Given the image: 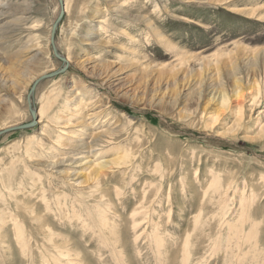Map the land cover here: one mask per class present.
<instances>
[{
	"label": "rangeland",
	"instance_id": "obj_1",
	"mask_svg": "<svg viewBox=\"0 0 264 264\" xmlns=\"http://www.w3.org/2000/svg\"><path fill=\"white\" fill-rule=\"evenodd\" d=\"M126 2L131 4L133 15L154 22L172 49L154 37L144 22L122 23L125 18L112 10V4L84 1L87 7L77 15L80 29L68 35L72 36V51H79V59L96 57L109 64L100 65L93 59L84 71L73 64V59V65H64L49 46V29L59 15L55 16L58 0H36L31 11L23 15L32 16L31 25L39 24L35 35L41 61L29 72L46 70L50 65L53 72L63 71L39 82L33 90L31 100L37 109L47 96L57 99L44 121L38 124L35 114L32 127L0 136V264H264V0H234L219 6L184 0ZM98 6L101 12L96 13ZM238 7L260 9L261 20L230 11ZM11 13L0 17V28L14 20ZM101 17L105 23H94ZM67 24L63 13L56 28V43L64 36ZM91 25H99L101 35L95 37L104 36L110 45H93L95 38L84 36ZM119 29L134 37L133 42L122 37ZM25 37L14 33L12 45L4 47L7 54L19 51ZM234 43L240 50L230 54ZM126 46L138 54H127L122 49ZM80 47L86 51L80 53ZM174 47L179 49L177 54L183 50L194 55L189 56L197 61L190 62L188 69L195 71L199 61L215 64V55L227 53L221 62L239 68L244 88L225 83L227 72L220 62L223 75L206 79L201 88L198 83L202 76L185 89L180 80L183 70L172 72L178 73L173 93L178 102L172 106L167 100L162 111L149 104V99L133 105L115 97L116 88L121 92L129 88L138 92V88L140 94L146 89L152 91L153 82L145 86L139 81L131 62L142 58L152 69L165 64L171 68L176 65ZM118 56L132 61L120 62ZM214 66L209 69L215 70ZM105 73L113 80L107 90L99 87L101 81L95 77ZM78 80L99 94V104L107 105L111 114L106 120L107 113L92 118L84 132L71 127L59 133L51 125L52 115L65 106L66 91L72 82L78 85ZM218 88L220 95L215 94L204 112L200 111L203 98L207 101L212 97L210 90ZM222 88L227 90L225 96ZM29 90L22 105L0 112V123H31L26 101ZM200 93L203 97L199 101ZM236 93L241 96L236 97ZM6 95L4 98L12 96L7 91ZM81 99L82 115L74 113L73 123L87 118L93 110L88 96L81 95ZM253 101L262 103L259 109H252ZM22 115L24 120L18 122ZM116 121L119 132L103 150L84 154L77 147L84 140L88 142L90 134ZM233 125L232 132L223 135ZM42 133L45 136L40 137L39 144L34 142ZM57 139L69 148L54 145ZM127 156L119 167L106 164ZM53 159H62V164L46 167L45 162ZM99 164L107 168L99 172ZM242 191L246 199L254 193L252 205L243 211L239 208ZM241 212L248 217L243 226ZM233 234L240 238L230 242ZM186 244L189 248L185 252Z\"/></svg>",
	"mask_w": 264,
	"mask_h": 264
},
{
	"label": "bare ground",
	"instance_id": "obj_2",
	"mask_svg": "<svg viewBox=\"0 0 264 264\" xmlns=\"http://www.w3.org/2000/svg\"><path fill=\"white\" fill-rule=\"evenodd\" d=\"M35 1L36 0H0V17H2L4 15H10V13L12 12L11 8H13V13H11V15L14 16V20L9 21V23H8L9 25L0 28V47L3 50V52L0 51V112H2V113H3V110H5V109L11 110V107L13 105H19V106L22 105L24 102L23 98L25 99V95H26L27 91L29 90V87L31 86V84H33V85L30 88L29 93H30V91L34 90L35 86L39 82H41V81H39L40 78H42L44 75H47L49 73H53V69H52L53 67L51 65L46 70H42V69L39 70L38 69L37 71H35L33 73L29 72V70H31L30 69L31 66L36 65L38 63V61L41 59L40 58V54H41L40 45L37 42V38L35 35V31L39 27V24L37 22H34V25L33 24L31 25V23L33 21V20H31V18H32L31 15L29 17H26V16L23 17V15H25L26 12L31 11L32 7H30V6H33V3ZM61 1L63 4L62 14L64 13L65 17L68 19V24H67L68 26H67L66 30H64L65 28L63 29L64 36L62 35V38L59 37L58 43H56V38H57L56 35H58V30L57 29L55 30L52 44L50 41L51 29H49L50 33H48V43H49V46H50L52 52L54 50L59 56H61L58 53V51H59L58 49L60 48L61 49L60 51H62L64 53V55L62 54L63 56H61L65 59L64 65H67V63L72 64L71 59H73V61H74L73 64L75 66H77L78 68L84 70V71H87V65H91V63H93L92 62L93 59L96 60L97 62H99L100 65L101 64H104V66L109 65V64H107L108 62L103 61L102 58L93 57V58H88V59L87 58L86 59H79L77 57V54H79L78 53L79 51L78 52L72 51V45H71V39L72 38L71 37L73 36V34H75L80 29V27L78 26L79 22L77 19V15H81L83 13V11L85 10V8L87 7L86 4L84 3V1H87V4H88L90 0H82L83 2L81 0H61ZM126 1L125 0H122V1L102 0L104 5L112 4L114 7L112 10L116 14L121 15L122 17L125 18V20H124L125 22H122V23H127L126 21H128V20H134V22H136V23L144 22L146 24V26L151 29V31H152L151 34L154 37H159L161 40V43H163L167 49H169V48L172 49L171 43L164 36L161 35V32L159 30H157L153 26L154 22H152V21L149 22V20H147V17H145V16L133 15L131 13V4H129L127 6ZM184 1H186V2L187 1L198 2L200 4L208 3L210 5L219 6V5H223L226 3H230L231 1H234V0H184ZM77 2H80V3H77ZM59 11L61 12L60 5H59ZM59 11L57 9V6H55V12H56L55 16L57 14H60ZM95 11H96V13L99 11L101 12L100 7L98 6V8H96ZM230 11H232L233 13H235L237 15L243 16L245 18L247 17L251 20H256V21L261 20V15L259 12L260 9L257 10L255 8H251V7H238V8H234ZM19 14H20V16H17ZM75 15H76V17H75ZM103 18L104 17H101V19L96 20L94 23H96V24L105 23L106 20ZM263 19H264V17H263ZM98 26L99 25H91L90 28H88V30H85L84 36H86L87 38H91L93 36V38H95V40L92 41L93 45H99L100 43L101 44L103 43L105 45H110V41H107V39L104 38V36H102V38H100V39H97V37H95V35L96 36L101 35L98 33V31H99ZM111 29H115V27L111 26ZM118 31L122 37H125L128 34L127 31H125L124 29H119ZM14 33L25 34V36H26L25 38H27V39H25L26 40L25 42L23 41V44L21 45L19 51L15 52L13 54H7L8 50L4 47H6V45L9 47H10V45H12L11 40L14 37ZM68 35H72V36L69 37ZM127 37H129L130 40H132V42H133V39H135L134 37H130L129 35ZM87 38H84L83 42H85ZM230 47L232 49L231 52H229L230 54L233 51L237 52L238 49L240 50V48L236 47L235 43L232 44ZM122 49L125 50V52L127 54H133V55L138 54V52H136L133 49L128 48L127 46L125 48H122ZM261 49H262V52H264V47ZM85 51H86V49L84 47H80V53H84ZM173 51H174V57H176L175 58L176 59L175 60L176 65H174L173 67L171 66V68L166 67V64H165V66H159L158 65L159 67L156 66V64H155L156 67L154 69H152L149 67V64H145V60L142 58L136 59L133 61H132V58H129L132 61L131 63H133V67H134V65L136 67V74L138 73V75L140 76L139 81H144L145 86L148 85L150 82H153L152 91L149 92L145 88L146 90H144L140 94L138 88H137L138 92L136 91V88H134V89L129 88V89H126L125 91H122V92L117 90V88H116V90H113L115 97H117L121 100L129 101L133 105H135L137 101L142 102L143 100L149 99V101H148L149 104H152L156 108L159 107V109H161V111L164 110L163 109L164 105L166 103H168V102H166L167 100H169L170 103L171 102L173 103L172 106H175V104H176V102H178V100H177L176 96L174 98L173 93H175V86L178 85L177 76H176L178 73L175 72V74L173 75L172 72H174L176 70H181V69L183 71H182V75H181L182 77L180 80L183 81V82L181 81V84L183 83L182 87L185 89H188L190 84H193V82H197L198 79L202 76V78L199 79V83H198V85H199L198 87L201 88L203 86L204 82L206 81V79L212 80L213 77H215L216 75L217 76L219 74L223 75L222 72H220L223 69V67L227 72L225 83L230 84L232 87L229 85L228 86L231 88H241V89L244 88L245 79L243 76H241V72L238 71L239 68L238 67L232 68L228 65H225L226 63L221 62V61H224L223 58L227 53L226 54L221 53V55H219V54L215 55L216 56V63L211 64V65L207 64L210 61L209 62L205 61L206 63H203L204 59L202 58L203 61L198 62L199 63L198 69L195 71V69L193 70V68L190 70L188 69V65L190 64V62L196 60V59L190 58L189 55H192V54L184 52L183 50H181L180 53L177 54V52L179 51L178 47H174ZM192 56H194V55H192ZM54 57H55V55H54ZM118 59L120 62L123 60L124 61L127 60L126 58L123 59L122 56H118ZM130 60H128V61L130 62ZM128 61H126V62H128ZM220 62H221V64L223 63L225 66L223 65V67L222 66L220 67L218 65ZM203 64L206 66H204ZM152 65L154 66V64H152ZM161 65H163V64H161ZM214 65H217L216 67L217 68L219 67L220 70H217V68ZM192 66H194V65H192ZM213 66L215 67V70L209 69V67L212 68ZM41 67H44V66H41ZM90 67H92V66H90ZM192 73H193V75H192ZM95 77H96V79L101 81L98 84L99 87H101L105 90L111 89V86L113 85V80L111 81V77L108 73H105L103 75L98 74ZM216 78H218V77H216ZM78 83H79L78 85H77V83H73V82L71 83V85L69 86V89L66 91V101H65L66 103H64L65 106L60 109V111L58 112L57 115H52V120L54 121V124H51V125L54 127L53 129H59L60 130L59 133H62L63 130L69 129L71 127H74V128L80 127L82 130L80 129V130H76V131L84 132L86 130V127H89L91 125L89 123V120H91L92 118L96 119L97 117H101L102 114L107 113V116L104 118V120H106V118H108V115L111 114V111L107 110L108 107L106 104H105L106 106H102L99 104V97L100 96H98L99 95L98 93H95V90L92 87H90L89 85L85 84L82 81L79 82V80H78ZM114 86H116V84H114ZM220 86H219V88H220ZM219 88L215 89V90H210V92L208 91L209 93H212V97L210 99H208L207 101H205L203 98V101H204L203 104H204L205 108L203 107L202 110H200V111L204 112L207 105H209V103L216 98L215 94L220 95L222 90H219ZM223 88H225V87H223ZM224 90L225 89H223V91ZM6 91L8 92V94H10L12 96H8L7 98H4L7 96ZM205 91L206 90L202 91V93H204ZM226 91H224L222 93L223 96H225L224 94H226ZM230 92L231 91H228V93H230ZM29 93L27 94V97H26V101H27V105H28V111H29L30 115H31V113H33L34 116L36 114V116L39 117V120L37 123L40 124L42 122L41 119H43V121H44V118L48 114L51 113L52 106L54 105V103L57 102V99L55 97V98H52L50 100L49 96H47L46 99H44L42 101V103L40 104V106L38 107L39 109H37V106L34 103L35 101L33 102V100H31L32 92H31L30 98L28 99ZM202 93H200V95L198 97L199 101L202 100V97H203ZM81 95L88 96L89 99L92 100V102L94 103L93 110H90L87 118H83L80 121H78L77 123H73L71 118L74 117L73 116L74 113L76 114V116L82 115V109L84 106H83V102L81 99ZM239 96H241L240 93H238V94L236 93V97H239ZM50 97H52L51 94H50ZM252 100L255 101L254 98ZM223 101L226 104L228 103L226 99ZM254 101L252 102V104H253L252 109L253 108L259 109L260 108L259 106L262 103L256 104V103H254ZM129 102H127V103H129ZM39 103H40V101H39ZM73 103H77V105L73 106ZM66 108H68L71 112H69V111L66 112ZM19 118H20V120H17L18 122L24 120L25 115L19 116L18 119ZM250 118H251V116H249V119ZM49 120L50 119L48 118L47 121L49 122ZM109 124H110V122H109ZM118 126H119L118 121H116L111 126H106V127H104V129L90 134L89 141L87 142L86 140H84V142L81 143L80 146H77V147L81 148V150H84V152H83L84 154H90L93 152L103 150L105 148V146L110 144L109 141L114 140L116 138L117 133L119 132ZM15 127H18L17 122L16 123H12V122L0 123V132L9 130V129H12ZM43 127H45V125H42V128ZM261 128H263V127H261ZM233 129H234V125L232 127L229 126L225 130L223 135L230 134ZM71 133L73 134L74 132H71ZM43 136H45L44 133L38 135L34 142H37L39 144V142L41 140L40 137H43ZM69 136H71L70 138H73V139L76 138L77 140H81V138L79 139L78 137H75V136L73 137V135H69ZM216 137H218V136H216ZM59 141H60L59 139L56 140L57 144L53 142L54 145L59 146L60 149L66 150L69 148L68 144L61 143ZM80 152H82V151H80ZM127 158H128V156L127 157H118L115 160L107 161L106 164L109 166H113V167L114 166L119 167L127 161ZM61 161H63V160L62 159H53V161H47V162H45L46 164L45 163L44 164L46 167L50 168L52 166L54 167V165L62 164V163H60ZM32 162L34 163V161H30L28 163H32ZM97 168L100 172V170L106 169L107 167L99 164L97 166ZM94 174H92V175L94 176ZM208 186H209V188L212 187L213 182H211ZM241 195L242 196L239 199V208L241 209V211H243L252 205L251 203L254 200V193H251V195L248 199H246L244 197L243 191L241 192ZM247 218L248 217L246 216V214L244 212L243 213L241 212V215H240L241 226H243V224L245 223ZM237 230L240 231L239 229H237ZM251 232H252V230L249 231V237L251 236ZM233 235L234 236H232L230 238V242H232V240H234V239L240 238L238 235H235V234H233ZM249 237L246 234L245 240L246 241L250 240ZM188 248H189V246L186 244L183 251L186 252L188 250ZM79 260H81V259H79ZM71 264H76V263H73V261H72Z\"/></svg>",
	"mask_w": 264,
	"mask_h": 264
},
{
	"label": "water",
	"instance_id": "obj_3",
	"mask_svg": "<svg viewBox=\"0 0 264 264\" xmlns=\"http://www.w3.org/2000/svg\"><path fill=\"white\" fill-rule=\"evenodd\" d=\"M59 1V5H60V8H61V12L60 14L58 15L57 19L55 20L54 24L52 25L51 27V37H50V41H51V44L53 42V36H54V32L57 28V25L59 24V21L61 20L63 14H62V10H63V4H62V1L61 0H58ZM53 53L55 55V57L59 60H61L63 63H65V59L61 56H59L54 50H53ZM67 66V65H66ZM65 66V68H66ZM62 70H56L54 71L53 73H49L47 75H44L42 78L39 79V81H42V80H45V79H49V78H52L53 76L57 75L58 73L62 72ZM32 90V89H31ZM31 92L33 93V90L30 91L29 95H28V99L30 98L31 96ZM31 117H32V122L30 124H24V125H20L18 127H15V128H12V129H9V130H6V131H3V132H0V136L5 134V133H8L10 131H15V130H21V129H27V128H30L32 125H34L36 123V117L34 116L33 113H31Z\"/></svg>",
	"mask_w": 264,
	"mask_h": 264
}]
</instances>
